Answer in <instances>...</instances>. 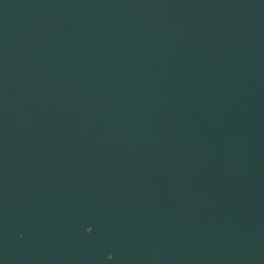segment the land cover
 Returning a JSON list of instances; mask_svg holds the SVG:
<instances>
[{
    "label": "water",
    "instance_id": "95a60500",
    "mask_svg": "<svg viewBox=\"0 0 264 264\" xmlns=\"http://www.w3.org/2000/svg\"><path fill=\"white\" fill-rule=\"evenodd\" d=\"M0 264H264V0H0Z\"/></svg>",
    "mask_w": 264,
    "mask_h": 264
},
{
    "label": "snow or ice",
    "instance_id": "6c2138e0",
    "mask_svg": "<svg viewBox=\"0 0 264 264\" xmlns=\"http://www.w3.org/2000/svg\"><path fill=\"white\" fill-rule=\"evenodd\" d=\"M93 231L92 227L87 228V232L90 234ZM109 259H112V256H109Z\"/></svg>",
    "mask_w": 264,
    "mask_h": 264
}]
</instances>
